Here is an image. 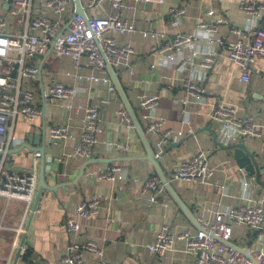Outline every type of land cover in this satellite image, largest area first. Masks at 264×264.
I'll list each match as a JSON object with an SVG mask.
<instances>
[{
	"label": "built area",
	"instance_id": "1",
	"mask_svg": "<svg viewBox=\"0 0 264 264\" xmlns=\"http://www.w3.org/2000/svg\"><path fill=\"white\" fill-rule=\"evenodd\" d=\"M73 1L0 0V234L9 229L5 223L12 203H18L15 209L23 211L19 229L23 224L26 226L27 215L39 188L37 164L35 170L26 173L11 172L4 167L10 144L15 140L12 133L17 118L23 117L31 122L42 117L46 124H51V138L70 140L74 138L70 113H83L80 144L73 147L68 156L91 159L101 144L105 151L117 155L129 153L133 148L111 139H99L103 132L99 111L111 103V97H104L99 104H75V99L83 94L80 86L82 80L107 84L108 93L116 94L108 66L117 68L121 73H134L131 61L136 53L130 43H119L116 35L140 32L143 37L152 40L151 53L158 58L159 65L173 63L179 76L176 77L185 90V97L175 99L182 112L190 107L206 105L212 99L202 83L210 79L218 55L238 67V79L246 84L252 81L258 61L264 59V27L260 25L264 17V4L255 1L240 2L249 19L244 27L230 28L238 35L234 41L220 35L219 25L226 24V19L212 9H208L207 15L214 18L213 25L202 24L194 34H170L164 28L139 30L126 14L131 8L127 0H82L86 17L74 15ZM134 1L162 4L165 0ZM71 9L72 15L66 18ZM170 13L172 25L178 27L187 16V9L176 4ZM49 51L50 54L45 57ZM51 55L53 59H71L73 70L62 73L70 82L44 72L43 66ZM83 58H86V62H83ZM83 65L93 72L88 75L79 73ZM261 77L264 81V74ZM137 101L140 118L145 123V133L157 148L155 155L160 157L165 147L179 141L183 131L167 127L158 95L144 93L138 96ZM56 105L69 111L68 122L60 126L52 125ZM240 110L237 104L223 99L213 105L209 122L216 127L217 141L222 145L264 136V124L248 112L240 115ZM119 114L126 129L135 131L129 112L123 109ZM35 157L38 160L40 153L35 152ZM208 160L206 151H197L180 162L169 181L207 184L215 171ZM93 176L115 185L126 181L128 170L117 162L104 171L93 173ZM141 185V193L146 195L150 205L163 203L160 196L164 193V186L157 176L144 180ZM222 195L223 198L228 197L227 190H223ZM114 199L112 188L109 192L98 191L77 202L76 217L69 215L65 220L68 243L60 255L63 263L111 264L104 247L97 240L91 236L83 237V228L77 218L92 220L107 204L108 219L113 221L110 206ZM238 200L236 205L221 204L212 220L207 218L208 209H200L196 215L200 229L174 230L165 226L157 230L156 237L147 248L155 257L162 259L168 252L178 251L176 245L180 242L183 247L178 252L188 255L192 264H264V189L253 177L244 174L240 180ZM240 226L249 230V235L243 239L244 244L234 240L235 228ZM16 244L17 236L13 242L15 251L19 247ZM23 252L24 246L21 254Z\"/></svg>",
	"mask_w": 264,
	"mask_h": 264
},
{
	"label": "crops",
	"instance_id": "2",
	"mask_svg": "<svg viewBox=\"0 0 264 264\" xmlns=\"http://www.w3.org/2000/svg\"><path fill=\"white\" fill-rule=\"evenodd\" d=\"M241 1L243 0H165L162 4L157 2L144 4L127 0L131 8L126 14L141 31L164 28L170 34L175 32L194 34L198 32L202 24L215 23L214 18L207 15L208 9H212L226 19V24L219 25L220 35L224 39L234 41L238 35L230 28L244 27L249 19V15L240 7ZM245 1L264 4V0ZM176 4L183 5L187 9V16L178 27L172 25L173 18L170 13V9ZM35 6L38 8V4ZM72 12L71 9L66 18H69ZM260 25L264 27V17ZM116 39L119 43H130L136 53V57L131 61L134 69L132 75L121 73L117 68L114 70L144 131L145 123L140 118L141 112L137 101L138 96L144 93L158 95L159 106L167 119V127L183 131V136L176 142L182 141V143L170 149L159 161L168 179L177 171L181 161L192 157L197 151L203 150L209 154V165L215 171L207 184L184 180L170 182L195 218L200 209H208L207 218L212 220L214 212L221 204L236 205L239 202L240 180L244 174L247 176V173L237 165L231 155L232 151L222 150L214 142L212 132H215L218 138V131L209 122V115L213 105L223 99L237 104L241 109L240 115L248 112L259 123L264 124V81L261 77L264 74V59L258 61L252 81L246 84L238 79V67L222 55H218L210 73V79L202 83L212 99L206 105L190 107L182 112V108L175 104V99L185 97V90L179 78L176 77L178 73L173 68V63L159 65L158 58L151 53L152 40L143 37L140 32L116 35ZM84 61L86 62V58H83ZM43 69L45 73H50L62 80L64 78L62 73L72 71L73 66L69 57H60L52 59V63L45 64ZM92 72L84 65L79 70V73L83 75ZM95 74L98 75V73ZM64 80L70 82L69 79L64 78ZM80 86L83 94L75 99V104H99L104 97H111V103L107 107H101L99 111V123L103 126L99 139L101 141L111 139L123 145H131L133 148L129 153L117 155L105 151L101 144L98 145L91 159L68 156L67 154L72 153L73 147L80 144L83 113L76 111L70 113L72 116L70 127L74 136L70 140L51 138L49 131L51 124L47 123L44 126L45 121L42 117L31 122L23 117L17 118L12 133L15 140L10 144L4 167L11 172L26 173L35 170L37 164L40 178L41 155L37 160L36 150H34L39 145L33 144V149L25 145L29 143L28 136L33 143L37 142L36 137L40 129L45 127V180L51 187V190L42 192L27 231L24 252L20 254L17 264H65L61 261L60 255L68 243L66 218L69 215L76 217L75 207L80 199L98 191L109 192L112 188L116 197L110 206L113 221L108 219L107 204H104L98 217L92 220L77 218L83 228V237L91 236L97 240L100 246L104 247L106 258L111 264H192L188 255L178 252L183 247L180 242L176 245L178 251L168 252L162 259L150 253L147 245L154 240L157 230L165 226L174 230L197 227L178 209L165 188L163 195L160 196L162 204L150 205L146 195H142V182L157 176V172L149 161L142 159L146 155V149L136 129L129 132L125 127L119 111L126 107L119 100L118 91L115 95H111L108 93L107 84L87 80H82ZM68 112L56 105L52 125L60 126L67 123ZM152 142L153 150L157 152ZM243 142L251 153L259 147H261L260 150L264 149V136L246 139ZM93 160L97 161L89 163L84 173L80 175L83 166ZM117 162L128 170L125 182L111 185L109 181L98 180L93 176V173L104 171ZM223 190H227L228 197L223 198ZM11 206L15 209L18 203H12ZM21 214L23 216V211ZM240 227L235 230L239 231ZM245 228V233H241V237L234 238L240 241V243L235 241L236 243L244 244L243 239L249 235V230ZM13 230L5 229L1 233L0 264H12L15 257L16 251L13 249V240L11 241Z\"/></svg>",
	"mask_w": 264,
	"mask_h": 264
},
{
	"label": "water",
	"instance_id": "3",
	"mask_svg": "<svg viewBox=\"0 0 264 264\" xmlns=\"http://www.w3.org/2000/svg\"><path fill=\"white\" fill-rule=\"evenodd\" d=\"M74 15H82L84 17H86V13H85V8L82 4V0H74ZM6 9L8 8V6H5ZM50 54V51L45 55V57L47 55ZM38 57H43L42 55H38ZM108 72L113 80L114 85L116 86V89L118 91L119 94V100H121L123 102V104L126 107V110L129 112L132 121L134 123L135 129L146 149V155L142 158L143 160H147L149 161L155 168L156 172H157V176L160 179L161 184L164 186V188L166 189V191L168 192V194L170 195V197L174 200V202L176 203L177 207L179 210H181L186 217L195 225V227H197L198 229H200V225L197 221V219L195 218V216L193 215V213L191 212V210L188 208V206L184 203V201L181 199V197L178 195V193L175 191V189L173 188L171 182L169 181L167 175L164 173L163 169L160 166V158L163 157L170 149L178 147L182 141L180 143H175V144H171L169 145V147H167L163 153L161 154V156H156L155 152L153 150V147L151 145V140L149 138H147L144 129L142 128L139 120L137 119L136 115H135V111L133 109V107L130 105L127 96L125 94V91L118 79V74L117 72L111 67L108 66ZM45 122H44V126H45ZM210 130V129H209ZM213 134V139L214 142L218 145L219 148H221L222 150H230L231 155L233 157V159L235 160V162L237 163V165L241 168L244 169L247 173L248 177H253L255 179V181L261 185V187L264 189V164H260L253 153H251L249 151V149L247 148L246 144L244 142L241 143H236V144H231V145H222L221 143H219L217 141V134L215 132H212ZM38 138V141L33 143V141H31V137L28 136L27 140H28V144H26V147L32 148V145H39V147H37L36 152H39L41 155V163H40V178H39V188L37 191V194L35 196V200L33 203V206L31 208L28 220L26 222V226H25V232L24 234L21 236L20 239V243H19V247L16 250L15 253V257L13 259L12 264H17L19 258H20V254H21V249L24 246L25 240H26V236H27V231L29 229L31 220L33 218V215L37 209L40 197L42 195L43 190H51L49 187V185H47V182L45 180V127H43V129H40V133L39 135L36 137ZM33 149V148H32ZM97 160H93L88 162L87 164H85L83 166V168L81 169V173L80 175H82L84 173V169L85 167L89 164V163H94ZM237 247V246H236ZM239 249V247H237Z\"/></svg>",
	"mask_w": 264,
	"mask_h": 264
},
{
	"label": "rangeland",
	"instance_id": "4",
	"mask_svg": "<svg viewBox=\"0 0 264 264\" xmlns=\"http://www.w3.org/2000/svg\"><path fill=\"white\" fill-rule=\"evenodd\" d=\"M35 4H36V2H35ZM0 12H1V8H0ZM117 36H119V35H117ZM52 59L53 58H52V55H51L49 57V60L47 61V63H52ZM260 149H261V147H259L258 150H255V152H253V154H254L256 160L260 164H264V149L263 150H260ZM260 151H262V152H260ZM228 182H230V181H228ZM21 219H22L21 211L15 210L11 206V210L9 211V214L7 215V220H6L5 226L7 228H9V229H14L13 230L14 233H12L13 235L11 234L12 235L11 241L13 240L12 241V244H13L16 236H17V230L20 227ZM245 230H246V228L244 226L240 227L239 231L238 230H235L234 237H241L242 236L241 233H245ZM0 236H1V234H0ZM235 241H237L238 243H240V241H238V239H235Z\"/></svg>",
	"mask_w": 264,
	"mask_h": 264
},
{
	"label": "bare ground",
	"instance_id": "5",
	"mask_svg": "<svg viewBox=\"0 0 264 264\" xmlns=\"http://www.w3.org/2000/svg\"><path fill=\"white\" fill-rule=\"evenodd\" d=\"M24 228H25V224L22 225V227L19 229L18 235H17V246L19 244V238L21 237V235L24 233Z\"/></svg>",
	"mask_w": 264,
	"mask_h": 264
},
{
	"label": "trees",
	"instance_id": "6",
	"mask_svg": "<svg viewBox=\"0 0 264 264\" xmlns=\"http://www.w3.org/2000/svg\"><path fill=\"white\" fill-rule=\"evenodd\" d=\"M68 16V15H67Z\"/></svg>",
	"mask_w": 264,
	"mask_h": 264
}]
</instances>
